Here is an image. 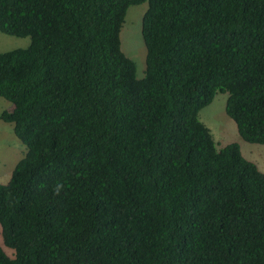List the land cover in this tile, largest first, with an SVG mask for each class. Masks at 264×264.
<instances>
[{
    "label": "trees",
    "instance_id": "16d2710c",
    "mask_svg": "<svg viewBox=\"0 0 264 264\" xmlns=\"http://www.w3.org/2000/svg\"><path fill=\"white\" fill-rule=\"evenodd\" d=\"M146 2L145 70L121 49ZM0 119L26 152L0 182V264H264V169L217 147V92L264 144V0H0ZM11 253H8L6 248Z\"/></svg>",
    "mask_w": 264,
    "mask_h": 264
},
{
    "label": "rangeland",
    "instance_id": "374dc122",
    "mask_svg": "<svg viewBox=\"0 0 264 264\" xmlns=\"http://www.w3.org/2000/svg\"><path fill=\"white\" fill-rule=\"evenodd\" d=\"M146 6V2L129 6L119 32L121 49L135 62L137 77H142L145 70L146 48L141 35V22ZM29 42L28 36L0 32V51L26 47ZM226 95L217 92L212 101L199 110V119L210 129L217 147L236 142L246 158L254 161L258 168L264 169V144L248 142L241 138L235 122L225 112ZM10 108L11 103L0 97V112ZM25 152V145L13 132V123L0 119V182L8 180L14 165ZM6 250L11 253L8 248Z\"/></svg>",
    "mask_w": 264,
    "mask_h": 264
},
{
    "label": "crops",
    "instance_id": "0c3cea01",
    "mask_svg": "<svg viewBox=\"0 0 264 264\" xmlns=\"http://www.w3.org/2000/svg\"><path fill=\"white\" fill-rule=\"evenodd\" d=\"M260 169H263V168H260Z\"/></svg>",
    "mask_w": 264,
    "mask_h": 264
}]
</instances>
